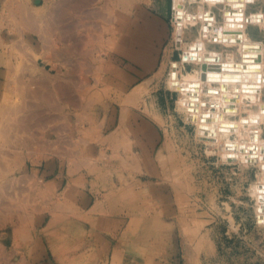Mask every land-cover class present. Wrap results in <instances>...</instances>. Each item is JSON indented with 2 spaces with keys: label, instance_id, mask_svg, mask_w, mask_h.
<instances>
[{
  "label": "rangeland",
  "instance_id": "obj_1",
  "mask_svg": "<svg viewBox=\"0 0 264 264\" xmlns=\"http://www.w3.org/2000/svg\"><path fill=\"white\" fill-rule=\"evenodd\" d=\"M36 1L0 0V191L6 177L46 180L58 170H82L90 205L112 177L117 200L107 203L119 213L93 215L102 224L70 240L64 254L55 251L54 237L42 239L23 262L15 239L23 231L13 228L23 218L16 205L26 199L0 196V264H264L255 189L262 169L224 157L223 139L200 135L179 106L181 93L168 84L172 61L179 77L196 69L182 62L174 42L173 0ZM201 5L209 7L184 1L192 14ZM223 8L211 7L219 24ZM255 11L264 13V4L245 9ZM195 28H186L185 42L196 38ZM247 29L264 45V29ZM207 47L223 58L240 54L239 46ZM259 93L257 100L242 97L230 117L258 111L264 87ZM255 124L264 140V116ZM133 143L135 160L128 161ZM53 159L70 167L45 172ZM134 172L136 181L128 182ZM38 201L40 209L53 204L41 191Z\"/></svg>",
  "mask_w": 264,
  "mask_h": 264
},
{
  "label": "bare ground",
  "instance_id": "obj_2",
  "mask_svg": "<svg viewBox=\"0 0 264 264\" xmlns=\"http://www.w3.org/2000/svg\"><path fill=\"white\" fill-rule=\"evenodd\" d=\"M184 1L173 0L171 20L174 23V42L183 49L182 62L195 63L196 69L193 73L179 77L178 63L172 61L168 84L181 93L179 106L187 119L196 124L200 135L210 141L223 139L224 157L239 158L245 164L249 161L256 162L264 173V140L260 139L258 130H254V124L259 123V119L264 116V102L258 101V111L251 112L247 117H230L236 113L242 97L257 100L264 87V45L253 38L247 29V25L251 24L262 31L264 13L245 12L248 5L256 2L264 4V0H199L209 7L204 8L201 5L194 14L185 10ZM221 3L224 6L223 24L217 23L215 15L211 12L212 6ZM25 16L26 20L32 19L27 14ZM141 17L145 18L144 13ZM195 26L196 38L185 42L186 28L193 30ZM210 43H220L227 47L239 46L240 54L238 57L232 55L223 58L216 49H208ZM202 96L208 97V100ZM211 106L216 107V110H211ZM17 122L20 124L18 120ZM21 124L20 127L23 126ZM232 133L237 135L236 139L230 138ZM249 134L246 142L240 140V137ZM255 189L257 214L260 219H264V175Z\"/></svg>",
  "mask_w": 264,
  "mask_h": 264
},
{
  "label": "crops",
  "instance_id": "obj_3",
  "mask_svg": "<svg viewBox=\"0 0 264 264\" xmlns=\"http://www.w3.org/2000/svg\"><path fill=\"white\" fill-rule=\"evenodd\" d=\"M135 85L136 84H134L132 88ZM134 145L135 143H133L131 149L127 151L128 161L135 160ZM97 163L100 162H95L93 166L97 168L103 166ZM102 163H105L104 165H112V163ZM46 165L49 169L45 172L53 173L56 167H63L68 164L60 161L57 162L56 165L55 159H53L51 162H47ZM73 165L79 167L83 166V164ZM69 167L70 165L67 166V168ZM102 171L105 172V170ZM82 173V170H80L78 174H68L67 169L64 173L58 170L53 175L48 176L46 180H41L40 176L34 173L6 177L2 192L0 191L1 200L3 201L4 198H13L15 196H17L15 198L19 200L26 199L24 205L21 204L19 207L18 204L16 205V208L19 209L16 213L17 216H23L25 219H19V223L17 220L15 227L18 228H13L15 231H23L15 236L23 252V262H29L27 256H32L34 252L37 253L42 239L48 240L54 237L56 240L55 248H59L55 251H57L58 254H64L70 246V240H74L75 242L81 241L85 237V234L87 235L89 229H98L96 225L102 224L104 218L95 217L93 215L104 216L119 213V211H116V206L111 202L110 204L107 203V199L114 198V183L112 177L107 182L103 183L105 187H103V185L100 186L98 195L99 200L93 201V204L90 205L88 201L90 196L87 191L86 177ZM135 179L134 172L132 178L129 179L128 182L134 183L136 181ZM12 183H16L17 185L13 186ZM30 183L31 187H29ZM40 186L42 187L40 188ZM40 191L45 193L46 197L53 202V204L47 205L48 208L46 206V208L40 209L38 204ZM96 197L97 195L95 198ZM41 220L44 222L42 227ZM89 221L90 226L88 224ZM41 235L44 238H42ZM47 247L49 246L47 245Z\"/></svg>",
  "mask_w": 264,
  "mask_h": 264
},
{
  "label": "water",
  "instance_id": "obj_4",
  "mask_svg": "<svg viewBox=\"0 0 264 264\" xmlns=\"http://www.w3.org/2000/svg\"><path fill=\"white\" fill-rule=\"evenodd\" d=\"M37 1H38V0H37ZM37 1H36V2H37Z\"/></svg>",
  "mask_w": 264,
  "mask_h": 264
}]
</instances>
